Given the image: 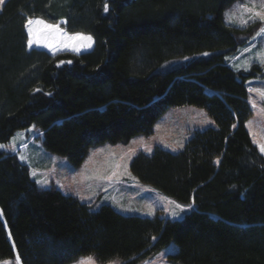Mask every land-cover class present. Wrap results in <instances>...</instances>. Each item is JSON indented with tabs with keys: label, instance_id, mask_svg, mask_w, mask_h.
I'll use <instances>...</instances> for the list:
<instances>
[{
	"label": "trees",
	"instance_id": "obj_1",
	"mask_svg": "<svg viewBox=\"0 0 264 264\" xmlns=\"http://www.w3.org/2000/svg\"><path fill=\"white\" fill-rule=\"evenodd\" d=\"M234 0H5L0 7V144L32 124L44 147L79 164L88 148L150 134L169 107H203L216 127L178 153L138 154L132 172L194 210L182 220L93 211L30 179L0 150V261L139 264L170 242L173 264H264V156L245 122V81L255 70L224 62L261 29L225 23ZM64 20L90 35L88 52L27 48V20ZM263 74V73H262Z\"/></svg>",
	"mask_w": 264,
	"mask_h": 264
},
{
	"label": "rangeland",
	"instance_id": "obj_2",
	"mask_svg": "<svg viewBox=\"0 0 264 264\" xmlns=\"http://www.w3.org/2000/svg\"><path fill=\"white\" fill-rule=\"evenodd\" d=\"M5 0H0V7ZM226 24L243 28L253 22L263 26L248 43L233 54L224 56V62L234 70L251 71L256 76L246 79L247 102L252 110L245 128L254 145L264 156V0H234L223 10ZM64 20L50 23L30 18L26 23L27 48L44 50L54 55L68 51L88 52L93 47L90 35L67 32ZM263 73V74H262ZM216 124L205 108L180 105L167 108L154 122L150 134H136L126 141L103 142L88 148L82 161L75 165L66 156L47 150L42 143V132L34 124L16 130L0 150L16 156L28 168L30 179L42 188L54 187L64 196H72L87 204L93 211L103 205L122 215L163 220H182L194 210L192 203L180 202L160 189L138 179L131 163L138 154L151 155L156 148L178 153L198 131L215 128ZM0 215L10 233L6 220ZM177 252L170 242L153 256L139 264H173L168 258ZM119 259L98 262L92 255H82L68 264H120ZM0 264H21L17 253Z\"/></svg>",
	"mask_w": 264,
	"mask_h": 264
}]
</instances>
